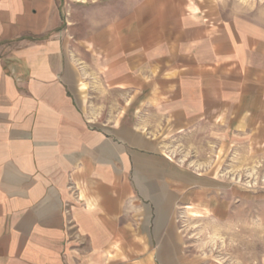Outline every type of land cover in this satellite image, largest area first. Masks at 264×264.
<instances>
[{
    "label": "crops",
    "instance_id": "1",
    "mask_svg": "<svg viewBox=\"0 0 264 264\" xmlns=\"http://www.w3.org/2000/svg\"><path fill=\"white\" fill-rule=\"evenodd\" d=\"M201 4L0 0V264H191L183 163L264 161V28Z\"/></svg>",
    "mask_w": 264,
    "mask_h": 264
},
{
    "label": "rangeland",
    "instance_id": "2",
    "mask_svg": "<svg viewBox=\"0 0 264 264\" xmlns=\"http://www.w3.org/2000/svg\"><path fill=\"white\" fill-rule=\"evenodd\" d=\"M201 6L218 11L224 18L243 19L264 28V0H197ZM65 18L83 30L86 21L114 20L131 15L145 0H63ZM183 7V5H182ZM66 20V25H67ZM212 146V144L210 145ZM213 147L210 156L183 165L210 177L200 194L190 187L189 205L178 201L173 219L178 224L182 247L191 264H264V161L253 165L232 163L228 151L218 164ZM238 154L241 153L237 151ZM252 172V173H248ZM196 204V205H195Z\"/></svg>",
    "mask_w": 264,
    "mask_h": 264
}]
</instances>
